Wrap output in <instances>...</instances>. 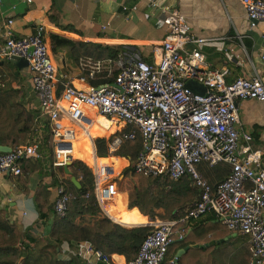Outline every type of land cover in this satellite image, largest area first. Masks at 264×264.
I'll use <instances>...</instances> for the list:
<instances>
[{
    "label": "built area",
    "instance_id": "1",
    "mask_svg": "<svg viewBox=\"0 0 264 264\" xmlns=\"http://www.w3.org/2000/svg\"><path fill=\"white\" fill-rule=\"evenodd\" d=\"M239 2L250 27L264 23V0ZM147 4L148 17L161 16L165 36L153 45L147 57L126 47L115 62L107 60V64L113 63L118 69L112 84L82 89L65 83L58 94L56 69L42 28L33 34L15 36L9 29L12 18L6 22L0 59L16 56L27 61L32 91L42 114L49 119L54 167L62 168L72 162L74 141L80 135L88 136L93 119L86 110L115 119L123 126H133L141 138L137 140L135 131L113 134L107 141L108 154L114 153L122 142L139 141V150L131 163L133 173L164 175L172 180L188 177L200 200L185 218L213 213L230 231L248 237L250 264H264V161L259 150L251 149L252 135L239 130L237 112L240 100L264 102V80L255 72L250 78L239 76L227 82L228 69L212 68L201 51L214 39L194 34L177 7L160 0H147ZM123 9L129 11L125 6ZM105 28L106 25L101 26ZM102 67L97 63L95 70ZM189 80L198 83L203 91L188 88L185 84ZM36 157L35 144L11 147L9 152L0 153V174L19 176V161ZM201 161L209 165L226 162L231 166L228 176L214 190L197 171L196 165ZM90 169L96 202L99 207H106L117 195L113 166L94 161ZM69 198L62 180L58 181L53 201L56 217L66 215ZM177 223L178 219H163L148 225L151 229L126 264H164L173 236L178 234L182 239V234L175 230ZM60 253L64 259L78 256L84 264H114L111 255L96 250L87 241L71 251H61L60 246Z\"/></svg>",
    "mask_w": 264,
    "mask_h": 264
},
{
    "label": "crops",
    "instance_id": "2",
    "mask_svg": "<svg viewBox=\"0 0 264 264\" xmlns=\"http://www.w3.org/2000/svg\"><path fill=\"white\" fill-rule=\"evenodd\" d=\"M160 1L177 7L194 34L214 39L212 43L204 45L201 51L212 68L228 69L227 82L239 76L250 78L255 72L264 80V61L262 60L264 23H257L254 27H250L239 0ZM123 6L129 11L124 10ZM148 12L150 9L147 0H32L31 3L22 0H0V49L5 43L6 22L9 18H12L9 29L15 36L33 34L41 27L56 69L57 87L62 88V84L68 83L83 89L89 86L83 78V68L90 67L95 70L97 63L75 61L71 53L70 42L82 41L133 47L142 56L147 57L153 45L160 43L165 36V26L161 23V16L148 17ZM102 25H106V28L101 29ZM98 63L104 65L106 62ZM10 89L18 91V102L34 115L35 122H40L38 124L39 133L33 139L31 138L32 141L29 137L24 142L35 144L38 157L29 158L34 163V167L28 169L29 183L27 186L20 182L18 176L0 174V209L4 210L10 223L24 234V239L28 244H32L30 241L32 238L46 237L53 242L56 238H62L59 244L61 251L66 248L70 251L76 250L78 244L86 242L80 240L82 229L91 228L103 217L112 220L107 212L115 218L118 217L107 211L106 207H103L105 211L100 207L101 211L97 213L70 216L63 222H56L53 227H51L50 220L45 222L39 217L34 198L37 185L43 182L47 186L50 193L49 201L53 203L55 186L67 174L64 167L58 168L52 165L53 159L49 156L42 134L46 132V126H43L42 121L45 115L42 114V108L32 91L30 75L26 67L20 69L11 62L10 58H2L0 59V91ZM237 112L239 130L247 131L252 135L251 149L259 150L264 161V102L253 99L240 100L237 103ZM87 114L93 119L89 128L91 137H93V128L97 126L100 117H94L90 110ZM85 141L88 143L86 147L82 144ZM125 143L135 142H122L111 155L97 157L121 159L125 161V165L119 169L118 173L124 172L127 168L131 171L132 157L139 150L140 144L133 145L136 148L134 152L126 155V152L121 150L127 145ZM93 146L95 149L94 142ZM84 151L94 156L90 140L80 135L73 143L72 154L73 157L84 161L91 168L92 163L89 164L80 158ZM117 152L121 155H117ZM94 161L97 162V158H94ZM128 180L129 177H126L123 184L117 183V193L121 191L123 196L120 200L119 198L115 200L116 215L121 212L122 206L126 210H131L127 208L128 192L136 189L137 186L127 187L126 181ZM172 219H177V216L174 215ZM118 221L124 224L141 223L120 219ZM192 245L194 244L183 248H189ZM111 258L114 264H126L123 255L112 254Z\"/></svg>",
    "mask_w": 264,
    "mask_h": 264
},
{
    "label": "trees",
    "instance_id": "3",
    "mask_svg": "<svg viewBox=\"0 0 264 264\" xmlns=\"http://www.w3.org/2000/svg\"><path fill=\"white\" fill-rule=\"evenodd\" d=\"M70 46L75 61L83 63L90 61L93 64L107 62V60L115 62L118 54L126 48L122 45H105L82 41L70 42ZM106 65L100 70L84 67L83 78L91 86L104 83L112 84L118 69L113 63H106ZM61 90L62 88L57 87L58 94L61 93ZM18 95V91L13 89L0 91V145L10 147L25 145L27 143L24 142L27 138L33 139L37 135L34 115L22 107L18 102ZM42 121L44 122L43 126H46L45 134L42 133L43 140L49 156L54 159V144L49 129V119L45 116L42 117ZM100 125L101 122L98 121L97 126L93 128V136L105 135L100 130ZM130 131L136 132L137 140L141 138L139 132L130 125L123 126L117 134L129 133ZM107 141L102 137L95 138L94 144L98 157L108 155ZM82 144L86 147L88 143L85 141ZM135 149L133 145L127 144L121 150L126 152V155H130ZM116 154L121 155L120 152ZM98 157L97 163H111L115 174L125 165V161L118 158ZM80 158L89 164L94 161L88 151H84ZM19 164L22 169V174L18 176L19 180L27 186L29 183L28 169L34 167V163L29 158H23ZM196 168L202 179L214 190L228 176L231 166L226 162L209 165L207 162L201 161L196 165ZM67 169L69 174L62 180V183L66 192L70 194V198L64 217L55 216L53 203L49 201L50 193L43 182H40L35 189L34 198L39 217L45 222L50 220L51 227L56 222H63L70 216L93 214L101 211L93 193L91 169L78 159H74ZM128 171H130L129 168L125 169L124 173ZM130 172L133 173L132 170ZM124 173L117 179L119 185L123 184L122 178H126ZM71 177L79 181V188L71 182ZM117 198L121 199L117 194L114 200L108 203V210H106L123 221L151 223L152 221L172 218L174 215L177 216L178 223L175 225V230L182 234V239L178 238V234L173 236L164 258V264H250V249L246 235L230 231L211 212L197 218H185L200 200L197 188L192 186L191 181L186 176L172 180L164 175H138L137 188L128 192L127 208L131 210H126L122 206L121 212L116 215L115 200ZM118 202L117 205L120 206ZM159 209L163 210L164 213L159 212ZM206 215H208L207 218L201 219ZM207 223L210 224L207 226L205 225ZM150 229L151 226L127 228L108 217H103L91 228L82 229L80 240L87 241L103 254L123 255L128 262L134 258L142 239ZM211 240L216 242L206 245ZM30 241L32 244L25 241L24 234L14 224L10 223L4 210L0 209V264H84L78 256L69 259L59 256V244L62 238H56L54 242L46 237L32 238ZM190 244H197L198 246L189 247L174 261L175 252Z\"/></svg>",
    "mask_w": 264,
    "mask_h": 264
},
{
    "label": "rangeland",
    "instance_id": "4",
    "mask_svg": "<svg viewBox=\"0 0 264 264\" xmlns=\"http://www.w3.org/2000/svg\"><path fill=\"white\" fill-rule=\"evenodd\" d=\"M105 66H107L106 64H104L103 65V67L102 68H104ZM114 66V65H113ZM112 66V68H114ZM116 67V66H115ZM93 112V111H92ZM93 116L95 117V116H100L99 114H97V113H95V112H93ZM100 122H101V125H100V130L103 132V134H105V135H103V136H93L92 137V139H93V142H94V140H95V138H104L105 140H108L109 138H111V137H113V134H117V132H119L122 128H123V123H121V122H118V121H116L115 119H110V118H107V119H105L103 116L102 117H100ZM139 142H135V143H125V144H132V145H135V144H138ZM110 154H108V156H109ZM74 159H77V158H75V157H73V160ZM132 159H133V157H132ZM79 160V159H78ZM82 161V160H81ZM83 163H85L84 161H82ZM86 164V163H85ZM87 165V164H86ZM88 166V165H87ZM89 167V166H88ZM90 168V167H89ZM92 170V169H91ZM122 173H124L123 171L121 172V173H116L114 176H112L115 180H116V182H117V179H118V177L122 174ZM124 176L125 177H129V180L128 181H126L127 182V187H132V186H134L135 185V187L136 186H138V175H135V174H133V173H131L130 171H128V172H126V173H124ZM122 181L124 182V178H122ZM118 183V182H117ZM120 197L121 196H123V194H122V192H119V193H117ZM168 203V202H167ZM106 209L108 210V208H107V206H106ZM159 212H162V213H164V211L163 210H161V209H159L158 210ZM160 219H163V217H160ZM156 222V221H155ZM151 223H153V221L151 222Z\"/></svg>",
    "mask_w": 264,
    "mask_h": 264
},
{
    "label": "water",
    "instance_id": "5",
    "mask_svg": "<svg viewBox=\"0 0 264 264\" xmlns=\"http://www.w3.org/2000/svg\"><path fill=\"white\" fill-rule=\"evenodd\" d=\"M10 60L11 62L15 63L16 66L20 69L22 68H25L27 66V61L25 59H22V58H18L16 56H12L10 57ZM188 88L196 91V92H202L203 91V88L198 84L196 83L195 81H192V80H189L186 82L185 84ZM11 150V147L10 146H6V145H0V152H9ZM71 162L67 163L65 166H64V171L65 173L68 175L69 174V171L67 169L68 165L70 164ZM71 182L77 187L79 188L80 187V183L78 180H76L74 177H71L70 178ZM152 223H147L144 225L145 226H148ZM232 235H235V234H232ZM216 241L215 240H211L208 242V244L206 245H211V244H214ZM198 245L197 244H194L192 245V247H197ZM188 249V247H185V248H182V249H179L176 253H175V257H174V261H176L180 255L182 253H184V251Z\"/></svg>",
    "mask_w": 264,
    "mask_h": 264
},
{
    "label": "bare ground",
    "instance_id": "6",
    "mask_svg": "<svg viewBox=\"0 0 264 264\" xmlns=\"http://www.w3.org/2000/svg\"><path fill=\"white\" fill-rule=\"evenodd\" d=\"M91 111V110H90ZM87 112H88V110H87ZM87 112H86V114H87ZM89 115V114H88ZM90 117H92L91 115H89ZM99 117H102L101 115L99 116ZM105 118V117H104ZM83 137H87L89 140L92 138L91 137V134H90V130H89V134H88V136H84V135H82ZM90 143H91V140H90ZM95 152H96V150H95ZM107 212V211H106ZM107 214L112 218V220L114 221V222H116V223H119L120 225H122V226H125V227H127V228H136V227H144V225L145 224H147V223H137V224H124V223H122V222H119L118 220V218H115V217H113V216H111L108 212H107ZM169 219H172V218H169ZM158 221V220H157Z\"/></svg>",
    "mask_w": 264,
    "mask_h": 264
}]
</instances>
